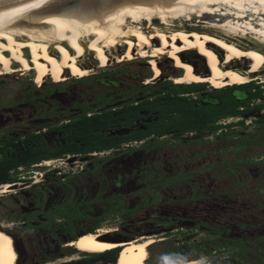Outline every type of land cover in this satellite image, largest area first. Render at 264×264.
Segmentation results:
<instances>
[{
    "label": "rangeland",
    "instance_id": "obj_1",
    "mask_svg": "<svg viewBox=\"0 0 264 264\" xmlns=\"http://www.w3.org/2000/svg\"><path fill=\"white\" fill-rule=\"evenodd\" d=\"M188 60L192 61L193 59L189 58ZM146 61L152 70L159 71L152 65V62L156 61L155 58L128 59L106 68L91 69L89 79L76 80L77 78L74 77L76 79H71L66 83H51L59 87L54 90H51L52 86L47 80L43 84H37L34 74L32 76H0V138L6 136L22 138L29 133L44 131L50 126L58 125L77 115L76 113H79L76 111L78 105L95 103L94 100L98 95H116L121 90L141 85L142 77L146 75V71L149 74L146 82L150 84L156 81L157 79L152 78L151 68L147 66ZM158 61L163 64L162 60ZM182 66L176 65L181 70L184 68L187 72L192 71L188 63H183ZM165 75L172 78L176 76L168 69L165 70ZM261 79L263 80L264 76ZM206 86L203 92L195 94L200 101L213 91V85L208 87L206 84ZM214 88L224 89V87ZM253 117L255 114L246 119L247 126L226 129L222 134L199 135L192 138L187 136L180 143H171L165 149L144 151L138 149L139 144H136L135 150L123 148L110 154H100L104 157L110 155L114 158L102 166L101 176L85 177L83 189L78 186L73 191H68L58 182L55 183V179L60 177L56 172L64 174L67 171L71 172V169L77 172L80 169L89 168V163L83 164L86 159L76 158L77 161H81L78 164L70 163L72 159L67 160V158L47 161V164L42 162L44 165L42 170L33 169L38 174L35 179L30 180L31 182L37 181L31 186L32 188L22 191L17 196L1 197L0 212L3 209H13V205L17 203L15 200L19 199L31 205L30 200L43 193L41 190L43 186L52 191L51 195L43 193L44 198L42 199L49 200V204L65 201L69 193L75 195L76 200L80 198L87 200V197H92L97 191H101L104 196H109L115 193L113 179L108 173L111 170L123 175V186L119 193L124 195L127 207L132 209L140 206L143 197L149 195L148 189L151 186V181H147L148 175L158 173H164L171 177L178 175L181 177L179 187L172 185L161 194H152L150 197L155 195L163 201L160 208L154 209L156 213L166 214L164 212H167L165 210L168 209L180 213L181 222L176 227L179 232L173 234L181 235L182 244L177 246L174 241H169L154 246L156 257L153 264H174L198 256L195 255V250L183 246L184 235H196L197 239L201 240L209 234L211 227L226 231L225 236H241L250 240L251 251L258 250L261 264H264V244H260V248L257 249L253 240L256 237H264V164L261 165L257 161L258 158L264 161V147L247 150L245 155L232 152L233 148L239 144L243 134L248 136L256 133ZM239 119V117L227 119L225 123H236ZM202 138L203 142H197ZM46 139L51 146H56L59 143V136L47 135ZM225 151L226 154H224ZM245 156L251 158L250 163L243 164L241 162ZM76 165L79 167L76 168ZM48 174L54 176L49 182H46ZM191 198L193 200H190ZM175 200L181 202L176 209L171 205ZM82 211L89 217V220H81L75 225L77 239L85 233L97 232V230H93L94 224L97 217L105 213V210L100 206L88 210L82 209ZM154 217L159 216L152 215L146 210L126 218L127 220L108 216L102 219L98 232L117 231L114 235L124 238L125 242H132V237L137 236L136 225L152 221ZM11 222V220L5 221V225L9 227L4 228V226L1 229L14 239L15 248L20 243L26 246L28 243L20 241L17 243V235H24L22 232L12 231V234L8 232L12 227ZM194 225H197V230L191 234L190 229ZM170 229L174 228H164L165 231ZM75 241L70 238L68 245ZM28 246L30 249H34L39 247V243L29 242ZM207 247L209 249L210 244ZM69 248L72 253H86L76 246H69Z\"/></svg>",
    "mask_w": 264,
    "mask_h": 264
},
{
    "label": "flooded vegetation",
    "instance_id": "obj_2",
    "mask_svg": "<svg viewBox=\"0 0 264 264\" xmlns=\"http://www.w3.org/2000/svg\"><path fill=\"white\" fill-rule=\"evenodd\" d=\"M184 58L186 60L189 58L193 59L192 61H188L193 65L197 73H209L210 70L208 69L203 57L196 53H186ZM160 60L163 61V64L158 61L162 76L156 81L148 84L146 81L149 74L146 71V75L142 77V81L140 83L141 85L135 88L121 90L116 95H98L94 100L95 103L78 105L76 107V111H79V113H76L77 115L74 117L58 125L50 126L44 131L32 133L36 136L42 135L50 150L53 151L52 153L59 152L63 148L69 146V144H74L73 146L77 145L79 148H83L85 147L84 139L72 141L67 140L66 134L57 129L68 126L74 121L80 119H95L97 121H101L108 115L110 116V127L106 130H101L100 134L106 138H114L115 143L118 142V146L115 144V147L113 146L112 148L104 151L83 152L80 150L75 153L61 154L55 158H42V160H40L37 164L31 165L29 168H19L16 172H11L10 177L15 178L16 180V182L12 184L21 183L22 186L12 189L7 195L17 196L18 194H21L22 191L32 188L31 186L37 181L31 182L30 180L35 179L38 174L33 171V169L37 168L38 170H42L44 166L42 165V162L45 164L47 161L63 160L64 158H67V160L72 159L70 163L78 164L81 163V161H77L76 158L86 159L83 164L89 163L90 167L85 170L80 169V171L76 172L71 169V172L67 171L64 174L56 172L60 177L55 179V183L58 182L61 187H64L68 191H73L78 186H81L82 189L85 187L84 183L87 176H101L102 166L107 162H111L114 158L110 155L104 157L100 154H110L111 152L120 151L123 148L135 150L134 146L136 144H139L137 147L138 149L144 151L165 149L171 143H180L182 139L187 136L192 138L199 135H213L214 133L209 132L213 125L210 121H207L206 124L201 126V133H197L196 130L190 129L179 135L178 131L180 130V127L177 126L176 123L181 120V117L176 111H211V108L215 105L213 102V94L216 90L222 89H215L208 83H192L190 85H200L201 90L174 94L175 89L186 88L189 86L186 84H176L172 81L178 76H183L186 72L177 68L174 61L170 58ZM239 65L242 66L243 64H234L235 67H238ZM147 66L150 67L148 64ZM239 68L244 69V65ZM167 69L172 73H175L176 76L174 78L167 75L165 76V70ZM151 73L152 75L154 74L152 68ZM262 76H264V69L260 72V74L251 77L252 82L250 81L248 84L239 89L236 88L231 90L230 95L233 97L238 95L241 103L238 108L240 112L238 117L240 119L236 122L240 124L225 123V120L227 119L238 117H224L216 120L214 123L215 126L220 127L216 133L221 134V131L223 132L226 129L247 126L246 119L255 114L253 120L256 125V133L248 136L243 134L239 144L237 145L239 148H236L237 146H235L232 150L233 153L238 152L245 155L247 150L256 148L260 149L264 147V79H261ZM84 79H89V77ZM66 82H69V80ZM206 84L208 87L212 86L213 91L209 92L207 97L200 101L195 94L203 92L207 87ZM50 86H52L50 87L51 90L59 89L56 85L51 84ZM251 95H255V98H248ZM167 98L183 99L187 102H191L193 107L187 109H182L180 107L167 108L164 106ZM166 111L169 112L166 113ZM166 122H173V124L168 126V128H164ZM156 124L160 125V129L162 127L164 128H162V134H158L156 130L149 131V127ZM47 135H52L54 137L59 136V143L56 146H51L46 139ZM23 138L24 137L21 139ZM201 140H203V138L197 140V142H203ZM251 141H253V144L248 146ZM17 146L23 152L25 151L23 143H17ZM224 154H226V151ZM250 160L251 158L245 156L241 162L243 164H248L251 162ZM257 161L261 165L264 164V161H262L261 158H258ZM75 167L77 168L79 165H76ZM108 173L113 179L115 192L109 196H104L101 191H97L92 197H87V200H83V198L76 200L75 195L73 196L69 193L65 201L49 204V200L42 199L44 198L43 193L51 195L52 191L46 186H43L41 187L43 193H40L39 197L34 196L33 199L30 200L31 205L27 204L23 200L21 201L18 197L19 200H15L17 203L13 205V209H3L0 212V228L4 226V228H8L9 226L7 227V225H5V221L11 220L12 227L8 232L12 234L11 232L15 231L17 233L22 232L24 234L17 235V243H19V241L28 244L33 241L39 243V247L34 249H30L28 244L25 246L20 243L18 247L15 248L18 255L16 264H114L115 261L118 264L121 248H116L101 254H82V252L72 253V250L69 248L71 245H68V240L70 238L73 239V241L77 240L75 225L81 220H89V217L83 213L82 209L88 210L94 208L95 206H100L105 210L104 215H99L96 223L94 224L93 230H97V232L99 231L98 228L102 223V219L108 216L114 218L120 217L127 220L126 218H130L136 213L144 210H146V212H151L152 215L159 216L154 217L152 221L150 220L145 223L137 224L135 227L137 236H131L133 238L131 240L132 242L148 238L155 239L154 243L148 248V259L145 264H153L156 257L154 246L157 244L169 241H174V244L177 246L182 244L181 235H175L179 232V229L176 227L180 225L181 222L180 213L177 211L173 212L172 209L165 210L167 211L164 212L166 214H160V212L156 213V211H154V209L160 208L163 202L155 195L161 194V192L166 191L172 185L179 187L180 176L175 175L171 177L164 173L148 175L147 181H151V186L148 189L149 195H147V197H143L142 204L140 206L130 209V207H127L124 195L119 193L123 186V175L112 170ZM53 176L54 175L48 174L46 176V182H49ZM152 194H155L154 197H150ZM190 200H193V198ZM180 204V200H175L171 205H173L174 209H176V207H179ZM71 212L75 213V216L73 214L71 215ZM165 227H171L174 229L165 231ZM196 227L197 225L191 226V234H193L194 231L196 232ZM109 231H112V233L103 236L101 238L102 241L117 244L125 242L123 241L124 238L114 235L117 231ZM225 233L226 231L224 230L211 227L209 229V234L201 240H198L196 235H184L185 243L183 246L185 248L195 250V255L198 256L191 257L187 261L179 263L200 262L201 264H261L259 251H251L252 247L249 243L250 240L241 236H225ZM156 234L161 235V237H158ZM253 240L257 249L260 248V244H264V237H256ZM127 243H129V241ZM208 244H210L209 249L207 247Z\"/></svg>",
    "mask_w": 264,
    "mask_h": 264
},
{
    "label": "bare ground",
    "instance_id": "obj_3",
    "mask_svg": "<svg viewBox=\"0 0 264 264\" xmlns=\"http://www.w3.org/2000/svg\"><path fill=\"white\" fill-rule=\"evenodd\" d=\"M112 3L110 10L77 13L68 6L1 25L0 76L34 74L37 84L45 80L57 84L88 78L91 69L124 60L155 58L152 65L159 71L153 70L152 78L159 79L158 60L170 58L175 65L188 63L192 69L183 68L186 73L174 79L223 88L245 85L264 69V0ZM186 53L203 57L209 73H197L184 58ZM234 64H243L244 69ZM16 186L22 184L0 185V198ZM110 233L88 232L69 245L90 254L121 248L118 264H145L155 239L119 244L101 240ZM17 257L14 239L0 228V264H16Z\"/></svg>",
    "mask_w": 264,
    "mask_h": 264
},
{
    "label": "trees",
    "instance_id": "obj_4",
    "mask_svg": "<svg viewBox=\"0 0 264 264\" xmlns=\"http://www.w3.org/2000/svg\"><path fill=\"white\" fill-rule=\"evenodd\" d=\"M172 81L176 84L189 85L186 88L175 89L174 94L201 90L200 85H190L177 79H173ZM243 86L245 85L235 84L233 87H224L225 89L216 90L213 94V102L215 105L211 108V111H176L181 117V120L176 123L177 126L180 127L178 134L180 135L190 129L196 130L197 133H201V126L206 124L207 121L213 123L209 132L215 134L220 129V127L214 125L216 120L224 117L239 116L240 112L238 108L241 105L239 97L238 95L233 97L230 93L232 89H239ZM248 98L254 99L255 95H251ZM164 106L167 108L180 107L182 109H187L192 108L193 104L180 98H167ZM168 112L169 111H166V113ZM109 118L110 116L107 115L104 117V120L101 121L95 119H80L68 126L57 129L66 134L67 140L84 139L85 147L83 148H79L77 145L73 146L74 144H69V146L63 148L59 152L52 153L53 151L50 150L43 136H36L32 133L27 134L23 139L10 138L8 136L0 138V185L16 182L15 178L10 177L11 172H16L19 168H29L31 165L37 164L42 158H55L61 154L75 153L80 150L83 152L104 151L112 148L115 144L118 146L119 144L118 142L115 143L114 138H106L100 134L101 130H106L110 127ZM171 124H173V122H166L164 128H168ZM236 124L238 125L240 123ZM159 126V124L153 125L149 127V131L156 130L158 134H162L163 127L160 129ZM252 142L253 141H251L248 146H251L253 144ZM17 143L24 144V152L17 146ZM236 148H239V146ZM70 214L75 216V213L71 212Z\"/></svg>",
    "mask_w": 264,
    "mask_h": 264
},
{
    "label": "water",
    "instance_id": "obj_5",
    "mask_svg": "<svg viewBox=\"0 0 264 264\" xmlns=\"http://www.w3.org/2000/svg\"><path fill=\"white\" fill-rule=\"evenodd\" d=\"M77 2L79 0H0V26L68 7ZM16 188L17 186L13 189Z\"/></svg>",
    "mask_w": 264,
    "mask_h": 264
},
{
    "label": "snow or ice",
    "instance_id": "obj_6",
    "mask_svg": "<svg viewBox=\"0 0 264 264\" xmlns=\"http://www.w3.org/2000/svg\"><path fill=\"white\" fill-rule=\"evenodd\" d=\"M71 6L77 13H86L110 10L113 7V3L112 0H79V2L73 3Z\"/></svg>",
    "mask_w": 264,
    "mask_h": 264
}]
</instances>
